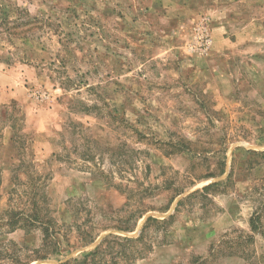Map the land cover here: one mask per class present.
I'll list each match as a JSON object with an SVG mask.
<instances>
[{
	"label": "rangeland",
	"instance_id": "374dc122",
	"mask_svg": "<svg viewBox=\"0 0 264 264\" xmlns=\"http://www.w3.org/2000/svg\"><path fill=\"white\" fill-rule=\"evenodd\" d=\"M171 214L134 264H264V0H0V264Z\"/></svg>",
	"mask_w": 264,
	"mask_h": 264
},
{
	"label": "trees",
	"instance_id": "16d2710c",
	"mask_svg": "<svg viewBox=\"0 0 264 264\" xmlns=\"http://www.w3.org/2000/svg\"><path fill=\"white\" fill-rule=\"evenodd\" d=\"M220 185V182H211L203 187V190L209 191L214 190ZM45 198V196H44ZM36 205L32 215L24 214L22 217L10 218L9 224L11 225V230L16 229H25L28 225H22V218L27 220L28 217H31L29 227H38L41 226L43 232V241L44 245H49V241L54 244V253L59 254L60 250L57 248L56 241L53 242L55 238V233L52 228V220L44 221L45 218L41 215L42 207L37 199L34 200ZM182 204V200L179 201V205ZM144 212L141 213L140 217H143ZM26 215V217H24ZM174 214L169 215L164 218H156L149 216L145 224L143 225L141 232L138 236H122L119 234H107L90 250L83 251L80 257L70 258L65 261H61L58 264H121V261H125L126 264H134L135 261L144 258L148 253L153 249L152 240L149 241L150 232L162 231L164 234H167L170 231L169 225L173 220ZM252 228L254 231H259V225L257 220L252 218L251 220ZM27 225V226H26ZM29 231L28 229H26ZM123 231H133V228L121 229ZM96 237H91L86 240V244L93 243L96 240ZM152 239V238H151ZM168 240V238H167ZM166 238H163L162 242H167ZM53 253V252H52ZM42 259H46L42 257ZM23 264H30L28 261L23 262Z\"/></svg>",
	"mask_w": 264,
	"mask_h": 264
},
{
	"label": "built area",
	"instance_id": "2783aa9c",
	"mask_svg": "<svg viewBox=\"0 0 264 264\" xmlns=\"http://www.w3.org/2000/svg\"><path fill=\"white\" fill-rule=\"evenodd\" d=\"M188 45L191 52H198L202 55L209 54L213 46V37L208 18H201L194 24ZM33 94L39 98L49 97L47 92L35 91Z\"/></svg>",
	"mask_w": 264,
	"mask_h": 264
}]
</instances>
